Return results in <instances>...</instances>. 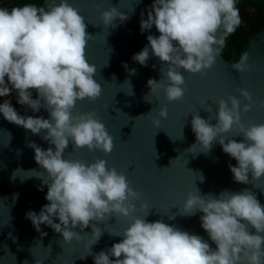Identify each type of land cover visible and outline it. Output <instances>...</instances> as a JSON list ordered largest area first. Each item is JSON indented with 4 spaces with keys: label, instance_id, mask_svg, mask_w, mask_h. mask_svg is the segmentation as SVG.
Instances as JSON below:
<instances>
[{
    "label": "clouds",
    "instance_id": "1",
    "mask_svg": "<svg viewBox=\"0 0 264 264\" xmlns=\"http://www.w3.org/2000/svg\"><path fill=\"white\" fill-rule=\"evenodd\" d=\"M236 2L154 0L147 17L141 13L142 34L155 26L160 35H148L150 47H144L132 59L147 67L151 54L167 65L166 73L161 68L166 80H148L150 93L143 97L145 102L151 103L149 97L161 90L168 102L179 101L185 96L181 69L206 75L213 68L227 37L242 23ZM100 18L105 26L112 28L119 26L114 23L117 19L121 24L130 19L116 7L103 11ZM86 29L85 18L68 0H61L50 10L33 3L11 10L0 7V97H9L15 90L19 104L35 112L44 108L50 119L21 116L11 100L0 104V113L8 122L34 135L46 131L42 139L55 146V150L52 147L44 150L35 143L28 145L34 149L35 161L47 175L35 170L30 172H35L33 176L47 186L46 200L50 203L39 214L29 211L26 219L42 236L47 233L41 225H46L62 234L67 244L81 240L73 230L77 227L83 230L92 221L105 222L111 216L128 219L130 226L122 235L110 233L122 236V241L95 254V264H264V206L250 190H225L218 197L212 193L202 195L198 188L196 193H188L180 215L191 217L203 213L201 226L215 243L213 250L199 235L162 221L148 222L147 203L141 205L146 215L137 217L134 202L140 201L143 193L133 189L124 173L109 169L106 160L96 159L86 164L64 159L70 142L76 149L100 150L105 155L111 154L115 146L98 113L73 115L77 101L95 102L102 95V86L94 79L97 68L86 57L87 44L93 38ZM247 59L248 53H244L233 66L242 73ZM123 66L130 76L136 75L135 69H129L126 63ZM125 82L131 88L127 94H134L130 80ZM33 90L38 93V99H33ZM236 91L248 101L242 109V101L229 96L228 100L218 102L215 125L209 118H201L199 112L193 116L191 125L198 144L204 149L202 152L209 153L218 141L223 151L237 161V166L229 165L234 181L250 184L249 174L252 180L264 178V124L245 126L242 123L241 111L248 113L256 101L247 90ZM260 106L264 107V103ZM167 116L168 110L164 107L159 117L166 119ZM153 123L160 128L159 119ZM230 132L242 135L244 142L226 140L224 135ZM196 145L187 150L194 156L198 154ZM200 179L203 182L202 175ZM249 226L255 229V234L250 233ZM92 236L88 245L90 255L91 247L98 243L103 232L92 225Z\"/></svg>",
    "mask_w": 264,
    "mask_h": 264
},
{
    "label": "water",
    "instance_id": "2",
    "mask_svg": "<svg viewBox=\"0 0 264 264\" xmlns=\"http://www.w3.org/2000/svg\"><path fill=\"white\" fill-rule=\"evenodd\" d=\"M60 2L45 0L43 7L50 10ZM68 3L85 18L87 33L93 37L87 44L86 57L91 65L96 66L94 79L102 86L101 97L95 102L77 101L73 115L98 113L114 138L115 146L111 154L105 155L100 150L76 149L70 142L64 159L81 160L86 164L96 159L106 160L109 169L124 173L133 189L143 193L141 200L134 202L137 217L146 215L141 205L147 203L148 222L162 221L189 234L199 235L215 250V243L201 226L203 213L191 217L180 215L188 193H196L198 188L202 195L212 193L218 197L225 190L242 192L248 189L264 206V178L252 180L249 174L250 184L236 183L229 165L237 166V161L223 151L218 141L214 142L209 153L202 152L204 149L197 142L191 121L199 112L201 118H209L215 125L218 122V102L228 100L229 96L240 99L242 109L248 101L236 91L239 88L247 90L256 101L251 111H241L242 123L245 126L264 124V107L260 106L264 103V30L250 38L231 62H227L220 52L216 64L206 75L181 69L185 78V96L181 100L168 102L161 90L150 96L151 103H148L143 99L150 93L147 82L149 79L166 80V75H161V68L166 73L167 65L151 54L147 67L133 61L132 57L144 47H150L148 35H160L155 26L143 34L140 27L141 13L146 18L154 0H140L139 3L137 0H68ZM111 7H116L130 19L123 24L117 19L114 23L119 26L116 28L105 26L101 13ZM244 53H248V59L241 73L233 65L240 62ZM125 63L129 69L136 70V75H129L123 66ZM126 80L131 82L132 95L127 94L131 88ZM33 91V99H38V93ZM13 107L21 116L50 119L44 108L35 112L19 103ZM164 107L168 110L166 119L159 117V111ZM156 119L161 121L159 129L153 123ZM43 135L46 131L34 135L8 122L0 113V264H37V261L40 264H95L94 255L121 242L122 236L113 235H122L130 221L115 216L101 223L92 221L88 228L73 229L81 240H74L71 244L64 242L62 234L46 225H41L46 236L37 232L32 222L26 219V213L34 211L39 214L50 202L46 200L47 186L33 176L35 172H30L35 170L47 175L36 163L34 149L28 145L35 143L44 150L49 147L55 150L54 145L42 139ZM224 138L244 142L243 136H237L235 132L225 134ZM193 144H197L195 151L198 154L195 156L187 151ZM54 222L59 223V220L54 219ZM92 225L99 227L103 236L91 247L90 255L88 245L93 240ZM249 231L255 234L251 226Z\"/></svg>",
    "mask_w": 264,
    "mask_h": 264
},
{
    "label": "trees",
    "instance_id": "3",
    "mask_svg": "<svg viewBox=\"0 0 264 264\" xmlns=\"http://www.w3.org/2000/svg\"><path fill=\"white\" fill-rule=\"evenodd\" d=\"M45 0H0V7L11 8L33 3L43 7ZM242 23L236 31L229 35L221 55L227 62L235 60L245 48L248 40L264 30V0H237ZM7 81V78H6ZM34 94V91H33ZM5 100H11L12 106L18 104V95L15 90L9 97H0V104Z\"/></svg>",
    "mask_w": 264,
    "mask_h": 264
}]
</instances>
